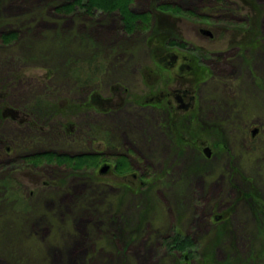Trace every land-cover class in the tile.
I'll use <instances>...</instances> for the list:
<instances>
[{
    "label": "rangeland",
    "instance_id": "374dc122",
    "mask_svg": "<svg viewBox=\"0 0 264 264\" xmlns=\"http://www.w3.org/2000/svg\"><path fill=\"white\" fill-rule=\"evenodd\" d=\"M74 1L0 0V264H199L209 251L223 263L244 260L252 249L253 264H264V216L252 210L264 207V38L242 51L232 34L247 29L251 16L253 39L264 37V0H226L222 13L211 11L212 0H132L135 14L151 18L162 5L179 7L177 14L176 8L162 11L158 22L210 54L204 62L209 77L196 87L193 111L224 140L216 147L212 136H203L181 152L162 124L166 115L137 103L151 98L155 87L180 89L172 77L186 61L180 56L171 72L162 71L170 80L164 89L154 77L159 51L151 55L147 48L154 18L150 27L138 22L127 33L117 13L58 10ZM250 2L261 13L251 15ZM202 26L213 40L196 34ZM8 33L16 38L4 43ZM186 47L175 52L187 55ZM93 92L125 103L67 119L26 115L37 99L76 105ZM169 99L175 110L177 102ZM177 112V118L186 114ZM66 122L71 132L61 130ZM202 148H209V157ZM94 150L101 159L89 169L28 162L39 154L74 157ZM119 156L131 163L125 177L112 167L98 173ZM253 191L255 199L243 196ZM215 215H224L222 243ZM175 233L191 240L190 257L165 246Z\"/></svg>",
    "mask_w": 264,
    "mask_h": 264
},
{
    "label": "trees",
    "instance_id": "16d2710c",
    "mask_svg": "<svg viewBox=\"0 0 264 264\" xmlns=\"http://www.w3.org/2000/svg\"><path fill=\"white\" fill-rule=\"evenodd\" d=\"M157 1V0H152ZM223 4H226V0H222ZM132 4V0H75L74 2H67L61 6L58 7L59 11L71 13L76 8H80L84 10L86 13H92L93 11H101L105 14H113L117 13L120 17V20L122 22L123 28L127 33H132L135 31L138 22H141L145 25H151L152 19L150 15H137L133 13L130 10V5ZM250 6V12L251 15H257L261 11L257 8L252 6L253 3H251ZM249 4V5H250ZM170 8L168 6H162L160 8L161 14L165 11H168ZM163 11V12H162ZM212 11V10H211ZM217 10H213L212 12L216 13ZM175 14L180 13L178 9L173 10ZM233 12V11H231ZM218 13V12H217ZM168 14V13H166ZM188 15L193 16L195 13L193 12H187ZM250 15V14H249ZM248 18V24L247 29H245L242 33L240 32H232V34L236 37H238V43H236L237 48L242 51L250 50L253 48H256L258 44L263 40L264 37L257 35L255 36V40L253 39L254 34L253 31H251V23L254 19H252L251 16H247ZM155 23L151 27L150 36L147 39V48L149 50V53L151 55H155L158 51H168L172 50L174 48H177V43H174L173 41L169 40L170 38H177L178 33L172 32V29L165 30L163 25H161L158 22V18H154ZM167 32V34H162L164 32ZM242 34V35H241ZM242 36V37H241ZM2 40L4 43H10L12 40L16 38V36L13 33H8L5 35H2ZM179 48L184 49L186 47V44L178 45ZM192 51L198 53L200 52L199 49H192ZM191 52V51H190ZM200 59L195 57V62L197 63L194 65V72L193 75L196 76V85L199 83L201 79L204 78L208 74V71L205 72V69L199 65ZM70 64H76L73 62H70ZM77 66V65H76ZM78 67V66H77ZM196 69V70H195ZM208 76V75H207ZM85 83V81H84ZM76 84L79 86H85L82 85L79 80L76 81ZM197 87V86H196ZM195 87V88H196ZM136 101V100H135ZM137 102V101H136ZM59 100L54 101V104L48 101H45V99H37L34 102H32L31 105L27 107V114L32 116L34 120L38 121H46L48 120V117L56 118L57 116H60L62 119H67L68 117H72L77 115L79 112L82 111H103L108 112L111 110V107L109 106L110 100L104 99L97 95L95 92L91 93L88 97V100L86 102L78 103L76 105H71L70 103L67 105L58 104ZM169 111V110H168ZM178 110H174V112H169V118L165 119V122L163 125L167 128L168 131V137L173 142L175 146H178V149L181 150L188 146V144H191V146L198 145L199 142L202 141L203 136H212L213 139H215L217 142L214 144L216 147H221L220 144L224 140L223 133L217 126H207L205 123H202L198 119V113L193 112H186V114L181 115L180 118H177V112ZM8 113L12 112L10 110L7 111ZM176 115V116H175ZM70 123L66 122L61 126V130L63 132H71ZM90 133V132H89ZM91 137H93V133H90ZM92 134V135H91ZM87 135V136H88ZM97 138L94 139L91 143L96 144ZM100 142V141H99ZM98 143V142H97ZM96 150V149H95ZM94 151L90 153H81L74 157H69L65 155H57L54 153H46V154H39L34 157H30L28 159V162L31 165L36 166V164H40L42 162L46 163H53L55 162L57 165H69L74 170H81L84 168H92L94 166H97L99 163V160L101 159V156ZM129 164L128 162L123 158L119 157L115 161V168L114 173L117 175H125L129 173ZM251 191V189H250ZM254 192H248L245 195V197H249L251 199H255ZM253 212L256 213L259 216H264V207L260 205H254ZM223 219V218H222ZM220 220L219 226H217V240L218 243L223 242V236L226 232V224L222 223L223 220ZM165 246L176 253H184L185 258L190 257V253L192 250V242L189 239L181 238L178 234H174L171 237H169L166 242ZM215 247V246H214ZM253 249L249 251L248 256L243 257L244 260H240L239 258L233 260L231 257H229L225 262L218 263L214 260L213 251H209L207 253H204L200 255L199 264H253L257 261L258 257L255 258V256L252 253Z\"/></svg>",
    "mask_w": 264,
    "mask_h": 264
},
{
    "label": "flooded vegetation",
    "instance_id": "af4514ba",
    "mask_svg": "<svg viewBox=\"0 0 264 264\" xmlns=\"http://www.w3.org/2000/svg\"><path fill=\"white\" fill-rule=\"evenodd\" d=\"M212 2H213V5H211V7H210L212 11L217 10L216 13L217 12L222 13V12L227 10V4H223L222 0H212ZM230 5H233V4L230 2ZM162 6H168L169 8H172V9L176 8L179 11H181V9L177 6H173V7L170 5H162ZM161 7H158L159 8L158 10H160ZM130 10H131V5H130ZM160 12H161V10H160ZM188 12H192V11H188ZM213 13H215V12H213ZM160 15L161 14L152 15V16H153V18H155V17L158 18ZM171 15H173V14H171ZM193 16H195V14ZM200 17L204 18L205 16H200ZM158 21L160 22L163 20L159 19ZM203 28H204L203 26L199 27L198 30L196 31V34H198L199 37L208 38L209 40H213V38H214L213 32L210 29H203ZM171 31L177 32L174 28ZM252 34H254V33H252ZM169 40L173 41L174 43H177V48H174V49L168 50V51L165 50V51H159L158 52L159 55H158V58L156 59L155 65H156V67L161 68V69H158L159 73H154V75H156L154 77H155V80L157 81L158 85L161 84L164 89L166 88L167 90H169L168 88L170 86L168 83L170 80H165L164 75L162 74V71L163 72H171L175 68V66L178 62V59H180V56H181V59L186 61V64L180 66L178 68V74H175L174 77H172V78L175 81L174 85H181L182 87H180V89H178V90H174V91L171 90V91H169L170 93H167L168 91H166V93H164L163 90L161 91V90H159L158 87H155V89L150 93L151 98H148L147 100H143L142 102L140 101L139 103H137L139 105H142V107H145V106L155 107L158 111H160L162 113V115L163 114L166 115V119L169 118V112L170 111L174 112V107H173L172 101L169 99V96H173V98L177 102V106L175 108L176 110L193 112V108H194L195 101H196V99H195L196 88L195 87L203 84L204 81L207 80L209 77V74H207L208 76L207 75L204 76V78L201 79L197 85L195 84L196 83V76L193 75L194 65L197 64V63H194L195 57L200 59V62L198 64L201 65L205 69V72H207L208 69L205 66L204 62H206L208 60V56L210 55L206 52H203V50L200 49V47H194V46H191V45L185 43L180 32L178 33L177 38L173 37V38H170ZM181 44H186L188 47L190 46L191 52H187V55H179L178 53H176L175 50L179 49L180 46H178V45H181ZM186 48L187 47H185L184 49L186 50ZM192 49H199L200 52L196 53V52L192 51ZM183 80H186L187 83L186 82L183 83ZM153 81H154V79H153ZM146 85H150V84H146ZM155 85L156 84L153 83L150 86V89L152 87H154ZM184 86H186L187 88H184ZM113 102H114V99L110 100L109 106L111 107V110L108 112L114 111V110H112L113 106L115 109L122 108L124 103H125V101L122 99L119 102L116 101L117 104L113 103ZM164 103H166V104H164ZM145 104H147V105H145ZM164 122H165V120L162 122V124ZM204 149L205 148H202L203 153H204ZM119 157H123L128 162L129 168H130L129 172H130L131 171V163H130L129 159L126 156H119ZM119 157H117V158H119ZM111 167H112V172H113L114 168H115V163H114V166L112 165ZM115 175L121 176V177L126 176V174L125 175L115 174ZM131 176L134 179L136 178L135 173H132ZM223 217H224V215L223 216H216L215 215L213 217V219H214V221H218V220L222 219Z\"/></svg>",
    "mask_w": 264,
    "mask_h": 264
},
{
    "label": "water",
    "instance_id": "95a60500",
    "mask_svg": "<svg viewBox=\"0 0 264 264\" xmlns=\"http://www.w3.org/2000/svg\"><path fill=\"white\" fill-rule=\"evenodd\" d=\"M208 34V33H207ZM257 129H253L252 130V133H251V138H253L256 134H257ZM204 154H205V156L206 157H209V154H210V150H209V148H205L204 149ZM111 168V166L109 165V164H104V165H102L100 168H99V170H98V173L100 174V175H105V174H107V172L109 171V169Z\"/></svg>",
    "mask_w": 264,
    "mask_h": 264
}]
</instances>
